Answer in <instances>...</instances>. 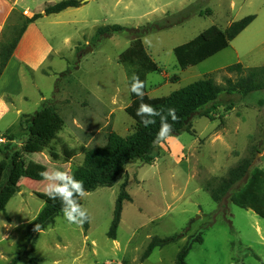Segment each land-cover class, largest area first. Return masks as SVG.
Masks as SVG:
<instances>
[{"label": "rangeland", "instance_id": "rangeland-1", "mask_svg": "<svg viewBox=\"0 0 264 264\" xmlns=\"http://www.w3.org/2000/svg\"><path fill=\"white\" fill-rule=\"evenodd\" d=\"M14 1L17 11L31 16L59 0ZM186 7L194 8L193 14L175 22ZM206 9L209 14H199ZM248 14H255L254 20L226 48L185 69L178 66L174 46L211 25L224 29ZM166 20L171 25L141 37L160 66L158 72L147 74L150 96L167 95L205 77L223 84L225 77H236L226 71L235 63L245 68L264 65V0H80V6L47 15L27 31L22 43L26 52H32L37 31L57 52L36 69L21 65L20 94L0 121V130L7 129L4 134L12 135L13 144L20 146L28 117L44 104L59 112L64 125L52 142L57 159L48 148L24 154L26 171L46 172L50 178L15 180L19 191L0 210V264H9L23 247L25 228L44 204L38 193L59 181L53 172L68 176L82 162L81 147L104 144L109 129L122 136L134 129V120L125 112L130 102L127 77L118 62L129 37L118 32L99 38L97 28L111 24L136 28ZM217 101L211 118L194 116L188 132L160 141L150 163L130 162L113 185L83 194L79 207L89 217L87 228L68 223L62 211L36 234L29 256L39 264H174L187 237L201 232L202 242H194L185 258L188 264H235L236 259L264 264V217L226 197L217 203L204 188L243 158L264 170V88L247 94L221 92ZM2 138L0 146L7 143ZM63 146L73 155L67 157ZM7 165L0 164V171ZM122 183L131 200L123 201L111 239L107 231ZM180 232L185 236L140 258L153 236ZM17 264H29L27 257Z\"/></svg>", "mask_w": 264, "mask_h": 264}, {"label": "trees", "instance_id": "trees-1", "mask_svg": "<svg viewBox=\"0 0 264 264\" xmlns=\"http://www.w3.org/2000/svg\"><path fill=\"white\" fill-rule=\"evenodd\" d=\"M78 6H80V0H59L47 5L42 11L35 12L31 16L24 15L22 12L17 11L15 7L12 8L0 32V76L30 23L43 16L56 14L67 8ZM193 12L194 8H184L179 12L175 22H181ZM204 13L209 14L210 10H199L200 15ZM13 17L16 21L12 24L10 20ZM254 17V14L246 15L232 21L224 29L211 25L188 41L174 46L173 53L178 66L185 69L226 48L229 42ZM171 23L166 20L162 23H149L136 28L119 24L104 25L97 28L96 36L99 38L118 32L126 33L129 37V44L119 53L118 62L124 67L130 95V102L125 107V112L134 120L135 126L133 131L125 136L109 129L104 144L81 147L82 162L71 170L66 180H59L56 184L67 183L71 191L70 181H79L82 182L84 192L95 190L97 187L111 186L125 172L128 163L134 161L150 163L152 161L154 148L164 139L156 140L157 133L163 124L168 123L171 125V131L167 136H175L183 131L188 132L194 116L211 118L216 113V106L219 104L217 100L221 92L247 94L264 88V65L245 68L240 63H235L227 66L226 71L233 72L236 77H225L223 84L217 83L211 77H205L192 81L167 95H148L147 74L158 72L160 66L148 53L141 37L154 29L167 27ZM134 77H137L143 85L142 97L131 91L134 87ZM141 104L151 106L156 110L155 113L145 114V118L154 121V124L149 122L148 126L145 127L141 123L142 117L137 115V110ZM169 109L174 110L175 120L168 115ZM63 125L64 120L59 112L51 105L44 104L28 117L25 126V137L20 146L13 144L14 137L12 135L0 132V137H6L7 139V143L0 146V154L2 155L0 164L9 163L2 172L0 171V210L4 211L7 202L19 191V185L15 182L19 176L31 179L43 178L40 173L26 171L24 154L41 152L48 148L50 156L57 159L58 154L52 142L56 140ZM63 152L67 157L73 155V152L64 146ZM204 188L209 192L212 200L217 203H222V200L226 197L229 202L241 208L250 209L257 215L264 217V170L252 166L251 160L247 158L241 159L236 165L230 167L217 182L206 184ZM38 195L43 199L44 204L27 224L24 245L19 252L12 256L9 264H17L23 257H27L29 264H39L37 258L29 256L34 248L36 234L52 224L55 217L63 209L79 207L81 201L74 191L67 200H63L59 195L55 200L49 199L45 193H38ZM124 200H131V197L125 190V183H122L115 199L113 215L107 231V236L111 239H115ZM88 221L89 217L83 223L85 228L88 226ZM184 236V232L165 237L153 236L140 258L143 260L150 255L154 248L177 241ZM194 242H202L201 232L187 237L185 243L176 253L174 264H188L185 258ZM235 264L242 263L236 259Z\"/></svg>", "mask_w": 264, "mask_h": 264}, {"label": "crops", "instance_id": "crops-1", "mask_svg": "<svg viewBox=\"0 0 264 264\" xmlns=\"http://www.w3.org/2000/svg\"><path fill=\"white\" fill-rule=\"evenodd\" d=\"M14 7H15V1L14 0L13 1H11V0H0V32H1V30L5 24V21L8 17V15L10 14L12 8H14ZM56 14H58V13H56ZM248 15H250V14H248ZM43 17H45V16H43ZM38 21H39V19L28 25V27L26 28L25 32L23 33L20 41L18 42V45H17L16 49L14 50L12 57L8 61V64L6 65L2 75L0 76V121L14 107V104H13L14 97H16L17 95L20 94V90H21V84H20L21 65L26 64L29 68L36 69L44 63V60L50 54L57 52V49L45 39L44 35L40 31H37L32 43L30 44V45L34 44L32 52L31 53L26 52V50L23 49V46H22L23 45L22 44L23 38L25 37V35L29 29H33V27H36V23H38ZM260 66H262V65H260ZM14 112L17 115L16 118L20 119V114L18 113L19 109L14 110ZM5 131H7V129L4 131L0 130V132H5Z\"/></svg>", "mask_w": 264, "mask_h": 264}, {"label": "clouds", "instance_id": "clouds-1", "mask_svg": "<svg viewBox=\"0 0 264 264\" xmlns=\"http://www.w3.org/2000/svg\"><path fill=\"white\" fill-rule=\"evenodd\" d=\"M143 85L141 82H139L137 77H134V87L131 89L133 93H135L137 96L142 97L143 92H142ZM155 109L152 108L151 106L141 104L140 108L137 110V115L142 117L141 123L147 127L148 123H155L154 121H149L148 119L145 118V114L148 113H155ZM168 115L175 120V112L172 109H169ZM171 131V125L168 123H165L162 125L160 128L159 132L157 133L156 140H162L165 138L169 132ZM42 176L45 178H50L48 173H41ZM53 175L55 176L56 179L60 181H64L67 179L66 172H60V171H54ZM71 183V191L69 190V184L67 183H60L56 185H49L46 189L45 194L49 197V199L55 200L57 198V195L63 198V200H67L69 196L73 194V191L76 193L78 196H83L84 194V189L82 182L72 180L70 181ZM69 203H71L69 201ZM63 216L64 219L70 223V224H77V225H83V223L86 222L88 219L87 214L85 211H82L78 206L73 207L71 211H66L63 209Z\"/></svg>", "mask_w": 264, "mask_h": 264}, {"label": "built area", "instance_id": "built-area-1", "mask_svg": "<svg viewBox=\"0 0 264 264\" xmlns=\"http://www.w3.org/2000/svg\"><path fill=\"white\" fill-rule=\"evenodd\" d=\"M4 139L0 137V141H3Z\"/></svg>", "mask_w": 264, "mask_h": 264}, {"label": "water", "instance_id": "water-1", "mask_svg": "<svg viewBox=\"0 0 264 264\" xmlns=\"http://www.w3.org/2000/svg\"><path fill=\"white\" fill-rule=\"evenodd\" d=\"M86 192H84V194H85ZM80 197V199L82 198L81 196H79Z\"/></svg>", "mask_w": 264, "mask_h": 264}]
</instances>
